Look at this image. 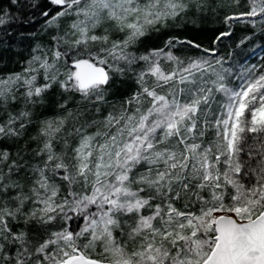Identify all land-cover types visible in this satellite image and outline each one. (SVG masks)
Wrapping results in <instances>:
<instances>
[{
	"label": "snow or ice",
	"instance_id": "snow-or-ice-1",
	"mask_svg": "<svg viewBox=\"0 0 264 264\" xmlns=\"http://www.w3.org/2000/svg\"><path fill=\"white\" fill-rule=\"evenodd\" d=\"M0 264H264V0H0Z\"/></svg>",
	"mask_w": 264,
	"mask_h": 264
}]
</instances>
